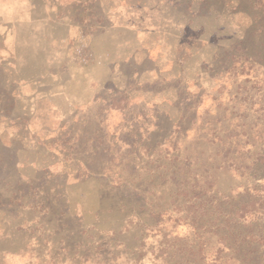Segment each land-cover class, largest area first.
<instances>
[{"label": "rangeland", "instance_id": "rangeland-1", "mask_svg": "<svg viewBox=\"0 0 264 264\" xmlns=\"http://www.w3.org/2000/svg\"><path fill=\"white\" fill-rule=\"evenodd\" d=\"M18 5L0 10L4 34L30 18L28 70L0 68V264H264V0H73L55 41ZM106 6L140 57L104 64Z\"/></svg>", "mask_w": 264, "mask_h": 264}, {"label": "crops", "instance_id": "crops-1", "mask_svg": "<svg viewBox=\"0 0 264 264\" xmlns=\"http://www.w3.org/2000/svg\"><path fill=\"white\" fill-rule=\"evenodd\" d=\"M31 3L35 6L33 11L38 14L34 15L32 20H42L41 22L45 24V27L48 28L49 32L54 36V40L51 39L52 41H55L57 38H63L64 35L61 33L65 30H68L69 33L73 34V25L70 24L68 26L61 21V19H63V14H69L67 11L68 6L72 7L73 12V0H0V10L5 11L11 7L14 9L13 6H19L18 4H21V10H24V6L28 8ZM103 16L106 22L99 27H103L101 37L103 40L102 60L104 61V64L108 67L111 63L135 60L138 56L140 57L143 51V44L141 42V29L139 26L115 19L113 17L114 13L108 6L103 9ZM17 19H21L23 22L25 21L29 26L28 23L30 18L25 16H14L9 19L10 25L5 30V34L4 31L0 32V68L3 71H9L11 78L14 77L15 71L17 75L23 77L24 61L25 67L28 70L30 53V37L28 36V33L23 36L21 34L18 35L20 30L17 29L19 24H15ZM35 25L36 23L32 24V28L31 26L29 28H37ZM91 27L93 30L94 27ZM38 30L43 34L41 25L38 27ZM46 40L49 41V39ZM152 46L154 47L155 45ZM146 52L149 57L152 56V47H147ZM159 58L163 57L160 56ZM15 62H18L16 69L14 68ZM19 63L21 64V67L18 68ZM105 84H112L111 76L108 75L104 78V85ZM130 91H132L134 93L133 96H135V91H133L132 88ZM19 92L21 95L20 101L28 103L27 107H32L31 100L27 99L28 96L24 93L23 88L22 90L19 89ZM76 93L79 95L81 92H76V89L73 88V95ZM13 100L14 93L10 95L9 100L8 97H6L5 102L8 103L9 101L11 103Z\"/></svg>", "mask_w": 264, "mask_h": 264}]
</instances>
